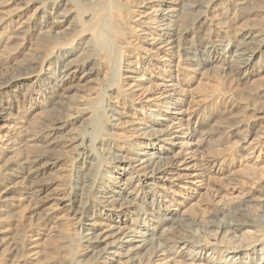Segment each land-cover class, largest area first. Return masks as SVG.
<instances>
[{"label":"bare ground","instance_id":"6f19581e","mask_svg":"<svg viewBox=\"0 0 264 264\" xmlns=\"http://www.w3.org/2000/svg\"><path fill=\"white\" fill-rule=\"evenodd\" d=\"M107 1L89 11L72 0H52L37 7L32 21L24 19L23 9H9L6 19L9 33L5 38L32 34L37 37L40 55L4 80L0 91V128L6 123L9 143L12 140L9 134L23 131L27 127V116L35 108H43L50 116L33 138L37 140L33 145L39 149L38 153L8 168L13 178L0 189V197L6 201L8 194L16 193L17 198L27 202L30 214L36 217L34 222L44 227L50 221L61 220L65 213L75 217L80 234L68 240V246L91 255L88 260L73 259L69 264H264V179L254 183L236 206L219 201L206 223L195 214L182 211L187 202L181 200L172 206L176 193L169 184L173 177L182 178L179 167L173 163L182 144L176 139H183L182 134L173 136L176 138L169 146L155 147L172 135L173 126L169 125L171 119L167 115L186 112L187 81L182 80V75L189 67L209 71L223 65L222 74L233 75L238 84L253 79L259 81L260 88L254 89L255 94L264 96V0H162L159 5H149L147 0ZM21 3L18 8L23 4L30 6L24 0H7L8 6ZM72 5L76 8L74 14L70 13ZM214 7L220 10V17L209 14ZM122 10L142 27L140 40L150 45L149 50L157 56L159 51L171 56L169 64L160 66L165 72L160 78L162 83L157 96L160 102L154 101L155 97L149 100L156 108L146 119L132 126L126 124L134 121V113L111 105L112 94L109 93L115 90L125 101H131L127 92L117 90L121 78L127 76L132 81L130 85L135 87L144 83L143 74L140 77L126 75L133 71L123 59L122 49L130 42V31L118 19L117 12ZM242 19L248 23L240 26ZM90 26L91 38L85 46L82 36L89 32ZM103 67L108 70L105 87H100L101 92L89 111L79 115L87 128L82 134L68 136L69 121L55 113L61 99L70 90L96 83ZM18 84L28 87L7 90ZM221 84L211 83L209 96L227 99L223 111L249 106L247 97L237 96L231 90L222 92ZM161 107L165 113H159ZM257 108L260 110L263 106ZM26 109L18 119L14 117L15 111L20 113ZM242 117L234 114L228 128L244 134L243 142L254 150L256 139L250 141L245 137L257 127L263 129L262 121L255 123ZM198 120L197 131L203 135L216 129L205 118ZM103 121H107L109 128L101 129ZM177 124L182 126L184 122L177 121ZM131 131L150 140L146 146H150L151 152L143 148L138 152L142 146L139 142H135L137 149H132L135 145L127 142ZM189 134L193 136L192 131ZM120 136L124 140L117 147L115 141ZM59 138L63 141L61 145ZM73 145L79 151L70 159L66 155L67 148ZM16 150L18 147L12 146L9 152ZM123 150H128L131 156L123 154ZM233 152L232 149L231 154ZM51 171H61V178H46ZM114 171L127 177L111 174ZM71 178L82 186L73 184ZM43 207L46 211L42 215L39 211ZM194 226L209 229L208 234H214L211 237L214 241L205 243L174 236L175 231ZM246 228L254 231H251L252 241L243 243L242 240L251 235ZM6 238L5 234H0V264H8L7 260L14 264L18 258L39 252L33 245L25 253L11 242L4 245L1 241ZM36 259L22 264H41V260Z\"/></svg>","mask_w":264,"mask_h":264},{"label":"rangeland","instance_id":"374dc122","mask_svg":"<svg viewBox=\"0 0 264 264\" xmlns=\"http://www.w3.org/2000/svg\"><path fill=\"white\" fill-rule=\"evenodd\" d=\"M24 1L30 6L27 7L23 4L21 8H18L22 3L20 5L15 4L14 6H8L7 0H0V91L2 87H4L3 82L7 76L20 72L22 65L40 55V49H37V37L32 34H27L25 36L20 35L19 37H12L10 39L5 38L9 33V28H6V19L10 12V8L15 7L16 9H23L22 14L24 19L28 18V20L32 21L35 19V15L38 11L37 7L52 0ZM135 1L137 0H129L130 3H134ZM72 2L77 4L81 9L89 11H94L102 6V4L108 3L107 0H72ZM146 2L149 5H159L162 0H147ZM63 8L64 6L62 9ZM75 11L76 8L72 5L70 13L74 14ZM209 14L213 17H220V10L215 7L211 8ZM117 16L123 25L130 31V38H128L130 42L125 44L122 50L124 52L123 59L127 61L125 65L129 64L133 72L126 73V69H123V71L126 75L131 74L132 76L140 77L143 74L144 78L141 80L144 82L143 85L137 87L130 85L132 81L127 76L121 78L117 90L120 89L123 90L124 93L127 92L129 94L128 98L131 101H128V99L125 101L122 95L116 93L115 90L109 91V93L112 94L111 105H118L124 112L130 111L134 113V121L126 124V126H132L133 123H136L138 120L146 119L149 113L156 108L149 100L155 97L154 101L160 102V98L157 97L161 87L160 83H162L160 78L165 74V72H162L160 69V66L169 64L171 56L164 51H159L160 55L157 56L154 51L149 50V44L141 42L139 34L143 29L137 22H134L127 14L126 10L117 12ZM247 23L245 19H242L238 24L242 26ZM88 29L89 32L82 36V41L86 42L84 44L85 46L89 44L88 41L91 38L92 26L88 27ZM222 66L223 65L219 64L215 68L209 69V71L205 68L195 67H189L187 71L184 70L182 80L184 79L183 81H187L184 93L187 99L184 105V110H186V112L176 113L175 116L171 113L167 115L168 119H171L169 120V125L171 124L173 126H171L173 130H171L172 135L169 137L170 140H162L158 142L159 144H155V147L159 145L169 146V142L176 138L173 136L182 134L181 136L183 139H176L182 144L177 149L180 151L179 156L175 158L173 162L179 167L182 178L176 179L173 177V182L169 184L171 191L176 193L172 206L175 207L181 200L187 202L185 207L179 206L183 207L182 211L184 213L190 212L195 214L197 218L202 219L203 222L206 223L219 201L220 203H232L236 206V203L239 204V200L249 191L248 189H252L254 187L253 185L257 184L256 182L264 179V119H259L261 116L264 117V96L255 94L256 90L260 88V82L253 79L250 82L238 84L233 75L225 76L222 74ZM103 68L104 71H102L103 73H101V77L96 83L90 85V87L70 90L66 93L67 95L61 99L58 110L55 113L56 115L65 117V119L69 121V128H71V131L68 136L82 134L87 128V124L79 119V115L89 111L90 106L94 104L98 94L101 92L100 87L104 89L107 82L105 80L107 75L106 71L108 70L105 67ZM45 71H48V67L45 68ZM218 82L219 84L222 83L220 87V89L222 88V92H230L229 90H231V92L237 94V96L241 97L242 95V97H247L249 106L236 107L232 112L223 111L226 110L225 103L227 99L224 97H214L213 99L209 96L210 84ZM150 84L153 87L149 86ZM27 87L28 86L18 84L7 90H25ZM252 89L256 90L253 91ZM0 98H2V96H0ZM258 105L263 106V108L259 110L257 108ZM162 108L163 107H161L159 113H165L163 112L165 109ZM26 112L27 109L22 110L20 113L15 111L14 117L18 119V115L22 116L23 113ZM31 112L33 113L27 116V127L25 126L26 128L20 133L9 134V136L12 137L9 143H7L8 136L5 135L7 127L4 124L6 123L2 124L0 128V189L4 187L9 178H13L12 174H10L12 172L8 171L10 166L15 165V163L19 162L21 159H28L38 153L39 149L33 145L37 140H33V138L35 134H37L36 132L41 130L40 128L43 126V122H46V118L50 116V113L40 107L35 108L34 111ZM221 112L225 113L222 114ZM233 113L239 117L243 116L242 118L255 123L257 121H262L261 125L263 124V129L260 127H257L259 129L258 131L257 128L255 129L259 134H256L255 131L252 130L246 135V137H248H245V140L249 139L250 141L253 138L256 139V142L254 140V145L256 146L254 150L249 149V146H246L248 144L243 142L244 139H242V135L244 134L236 132L232 127L228 128L230 122H233ZM212 116H214L213 120H211ZM200 117L203 119L205 118L211 125L213 124L216 129L208 135H203L198 132V118ZM136 118L137 120H135ZM105 119L106 118H104V120ZM183 119L187 120L184 121ZM177 121L184 122V125L177 126ZM213 125L212 127L215 128ZM100 127L101 129L109 128L107 121H103ZM223 127H226V129ZM217 129L219 130L217 131ZM179 130L185 132L180 133ZM225 130L227 131L226 134ZM190 131L193 132V136L190 134L187 135ZM132 133L131 131L127 134L131 135L127 138V142L131 145H135L132 149H137L136 146L139 142L142 146L137 149L138 152H142L143 149L151 152L150 146H146V143H149L150 140ZM60 140L59 138L58 144L61 145L63 141ZM122 140H124V138L120 136L119 140L115 141L117 147L121 146L122 143L120 142ZM12 146L18 147V150L9 152ZM67 149L69 150L66 155L70 159L74 158L79 151L74 145ZM224 149H226V152ZM232 149L234 151L233 154H231ZM122 153L128 157L131 156L128 150H123ZM199 163H203L204 165L202 164L200 166ZM111 174L120 178L127 177V175H121L119 171H114ZM45 177L48 179L61 178V171H51ZM70 181H72L73 184L82 186L81 183H77L72 180V178ZM4 204L5 206L0 207V234H5L8 238L1 242L4 243V245L11 242L24 253L28 252L29 249L31 250L30 247L32 245L37 247L39 251L32 256L18 258V261L14 264H22L23 261L30 260L31 258H37L35 261L41 260V264H69L73 259H90L91 254L86 253L80 248L72 249L68 246V240L76 238L80 234L78 229L79 222L75 220V217L65 213V216L62 217L61 220L59 219L57 222H55V220L54 222L50 221L48 223L49 225L47 224V227H44L34 222L36 217L34 218L30 214L27 202L17 198L16 193L8 194L6 201H3L0 197V206ZM45 207L40 209L39 214H45ZM203 229L204 228L197 226L182 228L171 235L174 234L175 237H189L193 240H201V242L203 241L205 243L207 241L213 242L214 239L211 237H213L214 234H208L209 229H207V231ZM245 230L250 231V233L247 234H251V231H254L252 228H246ZM248 241H252V234L247 237V239L242 240L243 243ZM242 242L240 241V243ZM7 261L12 263L9 260Z\"/></svg>","mask_w":264,"mask_h":264}]
</instances>
